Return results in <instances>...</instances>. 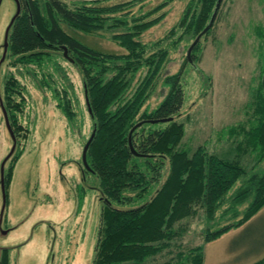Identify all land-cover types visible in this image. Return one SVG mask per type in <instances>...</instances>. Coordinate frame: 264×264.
<instances>
[{"label": "trees", "instance_id": "trees-1", "mask_svg": "<svg viewBox=\"0 0 264 264\" xmlns=\"http://www.w3.org/2000/svg\"><path fill=\"white\" fill-rule=\"evenodd\" d=\"M98 2L80 0L70 6L62 0H17L18 12L5 32L13 65L40 69L50 61L58 65L53 56L59 52L65 58L64 46L81 71L90 133L94 130L86 151L89 169L83 164L82 169L96 179L104 198L92 264H204L206 242L242 225L264 207V166L259 167L264 161V53L247 118L218 135L227 133L235 143V158L210 152L203 145L190 149L182 144L185 127L176 118L184 100L182 67L162 76L166 93L155 107L145 106L168 54L161 40L145 43L139 38L157 17L149 19L148 11L130 16L121 12L135 0L110 6ZM192 2L169 35L181 27L196 37L209 22L216 0H196L197 7ZM62 22L87 33L121 29L111 38L124 52L91 47L68 34ZM52 90L56 106L72 121L76 114L67 90ZM3 92V109L14 137L25 136L28 129L18 118L25 105L23 86L10 74ZM168 117L164 122L150 121ZM139 122L130 133L135 154L128 138ZM245 154L255 157L251 166L242 164ZM13 163L4 186L11 180ZM77 189L80 206L85 188L79 184ZM199 208L211 223L201 232V241L172 248ZM7 250L2 249L0 264H9ZM163 252L169 258L157 262ZM251 264H264V254Z\"/></svg>", "mask_w": 264, "mask_h": 264}, {"label": "rangeland", "instance_id": "rangeland-1", "mask_svg": "<svg viewBox=\"0 0 264 264\" xmlns=\"http://www.w3.org/2000/svg\"><path fill=\"white\" fill-rule=\"evenodd\" d=\"M62 1L72 6L80 0ZM126 1L132 0H99L96 4L110 6ZM190 2L197 7L196 0H135L121 11L129 12V16L148 11L149 19L157 17L139 38L145 43L161 40L168 50L145 106L155 107L166 93L162 76L182 67L184 100L176 116L185 127L182 144L190 149L203 145L210 152L235 158V143L227 133L221 138L218 135L248 116L264 53V0H221L212 28L194 46L188 61L186 52L195 36L181 27L174 35L169 31ZM17 12V0H0V256L5 247L9 264H92L104 198L96 179L82 169V148L92 125L85 106L82 74L59 52L53 56L58 65L54 61L42 69L13 65L5 32ZM61 25L91 47L124 52L111 38L121 29L87 33L63 22ZM10 74L23 86L25 105L18 118L28 129L25 136L14 140L2 104L4 81ZM53 88L67 90L76 114L72 121L56 106ZM12 160L11 180L2 186L1 167L5 181ZM254 161L250 154L241 158L245 166ZM263 166L264 161L259 167ZM79 184L85 188L80 206ZM209 224L203 210L197 209L172 248L199 243L201 232ZM203 251L204 264H251L259 259L264 254V207L242 225L206 242ZM168 258L169 254L163 252L155 260L163 262Z\"/></svg>", "mask_w": 264, "mask_h": 264}, {"label": "water", "instance_id": "water-1", "mask_svg": "<svg viewBox=\"0 0 264 264\" xmlns=\"http://www.w3.org/2000/svg\"><path fill=\"white\" fill-rule=\"evenodd\" d=\"M220 2H221V0H216V4H215L214 10H213V12H212V14H211V17H210V19H209V22H208V23L206 24V26H205V27H204V28H203V29H202V30L196 35V37L193 39V41H192L191 44L189 45V47H188V49H187V52H186V57H187L188 61H191V56H190V55H191V52H192L194 46L197 44V42L199 41V39L201 38V36L207 32V30L210 28L211 24L213 23V21H214V19H215V17H216L217 10H218V8H219V6H220ZM62 48H63V55H64V57L67 58L69 61H72V59H71L70 57H68L66 47L63 46ZM86 102H87V98H86ZM87 108H88V112L90 113V107H89V105H88V102H87ZM170 119H171V117H168V118H161V119H152V120H150V121H151V122H158V121L164 122V121H167V120H170ZM5 120H6V123H7L8 130H9L11 136H12V139L14 140L15 137H14L13 131H12L10 125H9V122H8V120H7V116H6V115H5ZM140 123H141V122L135 124V125L131 128V130H130V132H129V138H128L129 146H130L131 150H132L135 154H136V151H135L134 148L132 147V145H131V141H130V133H131L132 130H133L136 126H138ZM93 136H94V130H92V132L90 133L89 137L87 138V140H86V142L84 143L83 148H82L81 162H82L83 166H84L86 169H89V166L87 165V161H86V151H87V149H88V147H89V145H90V143H91V141H92ZM13 148H14V145L12 146V148H11L9 154L12 152ZM9 154H8V156H9ZM6 158H7V157H6ZM6 158H5V159H6ZM5 159H4V160H5ZM3 171H4V168H3V166H2V167H1V184H2V186H4Z\"/></svg>", "mask_w": 264, "mask_h": 264}, {"label": "flooded vegetation", "instance_id": "flooded-vegetation-1", "mask_svg": "<svg viewBox=\"0 0 264 264\" xmlns=\"http://www.w3.org/2000/svg\"><path fill=\"white\" fill-rule=\"evenodd\" d=\"M3 113H4V116L6 115L7 116V114H6V112L3 110ZM7 120H8V118H7Z\"/></svg>", "mask_w": 264, "mask_h": 264}]
</instances>
